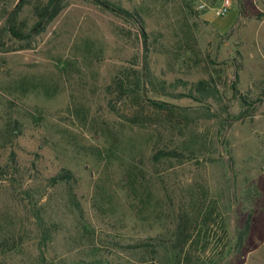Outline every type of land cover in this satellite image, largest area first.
<instances>
[{"label": "rangeland", "instance_id": "374dc122", "mask_svg": "<svg viewBox=\"0 0 264 264\" xmlns=\"http://www.w3.org/2000/svg\"><path fill=\"white\" fill-rule=\"evenodd\" d=\"M38 1L47 0H23L11 23L23 35ZM109 1L144 22L150 70L172 92L149 98L175 115L210 118L180 132L185 121L172 117L180 125L169 132L171 117L142 95L135 103L108 93L115 76L132 82L142 68L133 21L67 0L25 41L7 30L19 0H0V167L12 173L0 179V264H174L136 245L169 239L180 209L201 193L212 211L207 225L192 229L193 257L264 264V0ZM225 3L227 13L216 17ZM209 75L221 106L180 97ZM157 140L204 150L181 164L154 165ZM62 169L73 174L71 189L50 186ZM248 214V237L233 249Z\"/></svg>", "mask_w": 264, "mask_h": 264}, {"label": "trees", "instance_id": "16d2710c", "mask_svg": "<svg viewBox=\"0 0 264 264\" xmlns=\"http://www.w3.org/2000/svg\"><path fill=\"white\" fill-rule=\"evenodd\" d=\"M93 3L94 5L107 10L111 13H114L126 20H131L135 23V28L138 34V39L141 43L142 48V68L136 75L133 74L134 80L131 82L128 80V76H115L111 81V84L107 87L108 93L113 94L116 93V100H120L124 97H131L133 102L138 103L137 99L142 95L143 102L151 104L152 106L157 107L158 110L166 111L168 117L171 119L168 121L170 124L172 123V117H178L179 119L184 120L182 123L181 130H186L189 127V124L195 123L199 118L205 117L210 118V115L201 114L196 112V115L192 114L191 116L184 114V109H179L180 112L175 115L172 111V106L168 103L164 102H155L153 99L149 98V95L153 94L154 96L161 97H170L172 92H168L166 89V81L165 79H158L155 75H153L152 71L149 67V53H150V43L148 42L149 36L146 33L144 22L141 17H139L136 13H131L130 11L121 8L116 3L111 2L109 0H85ZM20 4L17 5L16 9L12 11L7 21V30L17 39H22L25 41L30 40L35 35L41 33L45 27L51 23L60 12L66 7L67 0H47L44 3L37 2L32 6V14L35 18V23L32 26L31 30L23 35L20 33L18 29H16L12 22L16 19V16L21 8V4L23 0H19ZM188 95L179 94L180 97H188L194 102L198 104H209V101L216 102L220 106L222 105V97L219 94V89L214 78L209 75L206 79H200L195 83H191L189 88ZM178 95V96H179ZM248 99L246 97H241V105L246 106L249 105ZM224 111L225 107L222 106ZM215 117V116H214ZM202 118V119H205ZM239 118V117H237ZM174 120V119H173ZM171 121V122H170ZM179 123L171 124V127L168 128L169 132L172 130L178 129ZM189 144L182 145V151L179 148L175 147H167V145H160L159 140L155 142V146L151 155V161L154 165L161 164H181L186 159L196 158L197 153H202V147H196V145L189 146ZM14 153H10L9 163L14 162L13 160ZM199 163L200 161L197 160ZM12 166V165H10ZM12 175L9 171V167L4 166L0 167V179L3 180L7 176ZM14 180L12 177L11 181ZM50 186L56 185H66L69 189H71L72 183L74 182L73 174L70 170L62 169L61 172L50 177L48 179ZM71 197H74V194H71ZM180 213L177 217V222L174 228V231L169 239H163L157 242L152 243H139L136 245L137 248H144L147 250L146 252L149 254L151 260H154L157 254L162 253L165 256H171L174 264H219L222 260V256H217L215 260H209L208 262L201 261L199 258H194L192 251L188 249L189 242L192 236V229L196 228L197 224L200 222L202 225H207V219L211 215V208L205 203V194L201 193L198 198H194L190 201V204L187 208L180 209ZM250 221L251 214H248L243 226L239 229L234 235V245L233 249L242 248L245 240L248 237L250 230ZM207 228V226H206ZM207 230V229H206ZM193 245L191 249L195 246L197 241H192ZM80 264H104L101 261H89L82 262ZM107 264V263H106ZM110 264V263H109Z\"/></svg>", "mask_w": 264, "mask_h": 264}, {"label": "built area", "instance_id": "2783aa9c", "mask_svg": "<svg viewBox=\"0 0 264 264\" xmlns=\"http://www.w3.org/2000/svg\"><path fill=\"white\" fill-rule=\"evenodd\" d=\"M228 8H229V4L228 3H225L220 8L214 9L213 10V13H214V15L216 17L223 16V15H225L227 13Z\"/></svg>", "mask_w": 264, "mask_h": 264}]
</instances>
